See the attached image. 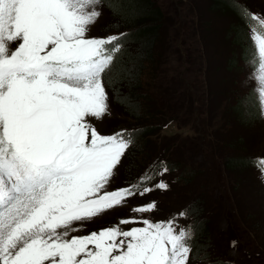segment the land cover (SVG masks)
<instances>
[{"label":"snow or ice","instance_id":"1","mask_svg":"<svg viewBox=\"0 0 264 264\" xmlns=\"http://www.w3.org/2000/svg\"><path fill=\"white\" fill-rule=\"evenodd\" d=\"M102 5L0 0V264H188L193 229L179 225L183 211L70 235L131 197L168 188L162 179L151 183L168 171L162 167L107 190L135 129L101 135L89 122L108 110L105 76L128 35H87ZM234 10L250 25L258 85L251 99L264 119V17ZM255 166L264 177V159ZM155 208L153 201L132 211ZM136 223L143 226L120 227Z\"/></svg>","mask_w":264,"mask_h":264},{"label":"rangeland","instance_id":"2","mask_svg":"<svg viewBox=\"0 0 264 264\" xmlns=\"http://www.w3.org/2000/svg\"><path fill=\"white\" fill-rule=\"evenodd\" d=\"M113 1L116 2V0H103V5L99 6L102 14L90 27L87 33L89 37H106L127 29L126 26L120 25V22L119 24L116 22L118 19L113 18ZM155 1L162 9L164 18L155 43L156 50L160 49V51L153 55L156 63L152 69H159L158 77L154 82L152 77L150 80V83L153 82L150 86V89L153 87L150 91L153 98L151 107L159 114H156L150 122L160 121V123L155 124L156 127L148 135L149 145L146 146V154H144L146 164L139 170L137 177L135 176L136 180L132 183L136 182L145 170L155 172L168 166V171L163 176H157L151 183L155 184L161 179L166 183L169 181L170 189H157L142 197L139 195L131 197L122 206L107 210L91 221L77 224L76 227L79 230L70 235H87L91 231L118 225L120 219H149L153 223L166 221L184 212L185 209L188 210L187 207L193 206L198 199L199 203L206 204L210 194L212 200L216 199L226 205L224 195L229 194L228 185H225V191L223 188H215L214 177L216 176L213 173L205 176H197L196 173L189 184L182 182L183 177L181 179L176 177L179 172H186L197 166L214 168V162H211L210 158L199 156L198 152L204 149L212 151L213 155L219 158L225 156L240 159L237 156L238 148L231 145L233 135L237 131L243 136L246 154L253 153L254 157L264 159V119L260 117L259 112L250 127L239 123L238 127L231 128L230 132L225 133V130L221 129V123L225 117L224 100L229 97V91L234 90L238 97L249 96L250 93L253 94V89L258 87L252 75L253 65L250 63L251 46L254 43L248 39L250 25L247 27V32L245 31V39H238L236 46L233 47L236 64L232 70H229L226 61L230 56L226 45L230 42L227 41L225 44V39L229 38L228 34L229 31L231 33L232 26L239 25L240 22L236 17L226 16L225 12L219 10L218 6H214L211 0ZM243 1L246 2L250 13L264 17V0ZM204 35L211 39L204 42ZM232 37L237 39L235 34ZM125 48L133 52V47L130 45ZM113 66L114 62L104 81L109 97L108 110L100 119L89 118V122L101 135H111L121 129H134L135 122L132 120L131 125H121L118 129L112 130L116 123L127 121L128 117L125 114L129 113L122 112V108L117 103L122 85L115 81L116 72L114 73ZM145 66L148 67L147 64ZM204 67L206 76H203ZM196 69L199 76H195ZM109 78H111L110 85ZM146 78L147 69L144 71V76L142 73L141 79L146 82ZM243 99L248 110L251 101L244 97ZM143 108L147 110L145 105H142L140 116L143 115ZM156 119L160 120L156 121ZM215 131L218 138L214 134ZM221 134L224 137L221 138ZM238 138L239 136H236L235 140L238 141ZM140 149L139 145L133 150L130 148L127 150L107 186L108 191L132 184L126 181L125 178L128 176L124 175L129 171L131 159L138 156ZM158 161L159 163L162 161L163 164H159ZM178 162L181 166L179 169H174ZM150 166L153 167L150 168ZM221 173L224 179L231 177L236 187L235 196L232 191L233 211H238L245 221L252 225L254 222L248 217L249 210L256 211L259 218L264 221V177L261 176L258 168L253 165L246 170L234 169L228 172L224 165L221 166ZM206 176L209 177L204 179ZM172 177H175V180H171ZM189 187H195L199 192L188 196L185 192ZM153 201L156 203V208L152 212L134 213L132 211L135 207ZM165 210H171L168 216L174 214L167 219ZM186 213L187 220L191 222L190 212ZM139 226L143 225L139 223L120 225L124 230ZM215 229L218 236L216 239L222 236L219 238V244L229 260L239 264H264V244L262 237L257 232V236L254 234L255 228L250 240L245 237V232L240 230L237 224H229L226 220L217 222ZM234 240L240 242L234 243ZM247 254L251 255L253 260L249 259ZM206 263L211 264L210 261ZM188 264L200 263L196 257L190 255Z\"/></svg>","mask_w":264,"mask_h":264},{"label":"trees","instance_id":"3","mask_svg":"<svg viewBox=\"0 0 264 264\" xmlns=\"http://www.w3.org/2000/svg\"><path fill=\"white\" fill-rule=\"evenodd\" d=\"M211 1L214 6H218L219 10L225 12L224 14H226V16L232 15L240 22L237 27L232 26L231 33L229 31L228 34L229 38L225 39V44H227V41L230 42V44L226 45V48L227 46L229 48L230 56L226 61V66L229 70H232L236 64V61L233 57L235 54L233 47L236 46L238 39H245L244 34L245 31L247 32V27L249 26L246 20L242 19L241 14H239L234 9L237 7L247 9L248 6L243 0ZM113 2V18L118 19V21H116L118 24L120 22V25L126 26L127 29L122 30V33L128 34L121 42L123 44L122 51L116 54L114 57L113 67L114 73L116 72L115 81L117 84L122 85V90L120 89L119 91L120 93L117 103L122 108V112L128 111L129 113L125 114L128 117L127 121L116 123L112 130L118 129L121 125H131L132 120L135 122L133 126L135 129V140L130 149L133 150L139 145L141 149L139 150L140 153L138 156L131 159L130 166L128 167L129 171L124 175L128 176V178H125L126 181L132 183L136 180V175L139 170L144 168L146 164L144 154H146V148L149 145L148 135L151 130H153V128H155L156 125L160 123V121L156 123L150 122L156 114H159L157 110L151 107L153 98L150 91L153 90V87L150 89V86L158 77L157 74L159 69H152L156 63L153 55L160 51V49L156 50L155 43L158 40L157 37L159 35V29L163 24L164 15L162 13V9L157 6L155 0H116V2ZM231 34L237 35V39H234ZM209 39L211 38L204 35V42L206 40L208 41ZM127 45L133 47V52L125 48ZM146 64L148 67L145 66ZM146 69L148 80L146 78V82H143L141 77L142 73L144 76V71ZM205 71L206 68L204 67V76H206ZM195 76H199L197 69L195 71ZM151 77L153 79L152 83H150ZM111 78H109V85ZM252 95L253 94L250 93L249 96L240 95L238 97L234 90L229 91V97L224 100L223 108L225 111V117L221 123V129L225 130V133L230 132L231 128L238 127L239 123L244 126H252L251 123L254 121L258 113L257 107L254 106L252 102ZM243 97L251 101L249 103L248 110V106H246ZM142 105H145L147 110L143 108V115L140 116L139 113L141 111ZM158 120L160 119H156V121ZM214 134L218 138L216 131ZM236 136H239L238 141L235 140ZM222 137H224V135H222L221 138ZM242 138V134L237 131L233 135V140H231V145L238 148L239 153L237 156H239L240 159H231L225 156L219 158L218 156L213 155L212 151L204 149L198 152L199 156L201 158H210V161L214 162V168L212 166H197L190 168L186 172H179L176 177L178 179L183 177L182 182L184 184H189L192 182V179L196 173L198 174L197 176H205L207 174L213 173L216 176L214 177L215 188H223L225 191V185H228V191L230 195L226 193L224 195L226 205L221 204V202L216 199L212 200L210 194L207 198L208 202L206 204H203L202 202L199 203L198 199L194 202L193 206L187 207L188 210H184V212H190V217H192L191 222L187 220V215L186 217L181 218V220L178 222L183 226L190 225L192 227L193 235L190 240L192 250L190 255L196 257L200 264H207L206 261H210L211 264H239L236 261H231L227 258L225 251L219 244V238H222V236H219V238L216 239L218 236L216 235L217 232L215 226L219 221L226 220L229 224H237L238 228L245 232V237L248 238V240H250V238L252 239L254 231L253 228H255L256 231L254 234L257 236L258 233L262 237V243L264 244V221L259 218L256 211L249 210L248 217L250 220H253L254 226L246 222L242 215L238 213V211H233L234 207L231 204L232 191L233 195L235 196L236 187L231 177L229 179H224L221 175V166L225 165L228 172L234 169L246 170L249 167H253L256 158H259L254 157L253 153L246 154L247 151L244 148L245 144ZM251 161H253V163ZM180 166L181 163L178 162L176 163L174 169H179ZM208 177L209 176H206L204 179H207ZM172 178L173 179L171 180H175V177ZM198 192L199 191H197L195 187H189L185 193L188 196H191ZM170 212L171 210H165L167 219L170 217L168 216ZM228 240L229 237L227 241ZM238 242L240 241L234 240V243ZM255 251H257L256 247ZM247 257L253 260L251 255L247 254Z\"/></svg>","mask_w":264,"mask_h":264}]
</instances>
